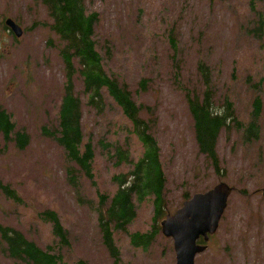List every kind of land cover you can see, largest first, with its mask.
Here are the masks:
<instances>
[{
	"label": "rangeland",
	"instance_id": "rangeland-1",
	"mask_svg": "<svg viewBox=\"0 0 264 264\" xmlns=\"http://www.w3.org/2000/svg\"><path fill=\"white\" fill-rule=\"evenodd\" d=\"M84 6L88 14L98 15L93 40L106 72L126 83L137 104L154 110L152 134L167 179L163 213L172 215L193 194L218 183L233 189L217 232L195 264H264V26L258 30L264 0H84ZM6 19L23 29L20 38L5 27ZM50 24L38 0H0V108L10 115L14 131L28 136V144L18 150L0 135V183L20 198L15 202L0 190V225L59 252L64 264H115L103 244L95 206L97 191L112 195L116 185L111 177L127 168L114 169L98 145L116 138L125 146V132L114 131L130 124L106 94L103 114L88 107L76 77L83 133L96 152L95 185L79 174V201L66 177L67 167L76 166L49 136L58 129L65 81L61 44ZM200 63L210 70L214 106L222 110L230 101L237 122H249L256 92L262 99L257 140L243 142L236 124L220 132L219 174L198 151L185 100L186 90L199 97L205 90ZM143 79L146 91L139 89ZM128 141L136 158L142 148L134 136ZM148 202L138 207L126 232L114 233L116 264H175L172 240L160 233L147 250L129 243L128 232L152 228L153 204ZM48 210L57 213L68 247L59 245L51 224L40 217ZM3 249L0 244V264H20Z\"/></svg>",
	"mask_w": 264,
	"mask_h": 264
},
{
	"label": "trees",
	"instance_id": "trees-1",
	"mask_svg": "<svg viewBox=\"0 0 264 264\" xmlns=\"http://www.w3.org/2000/svg\"><path fill=\"white\" fill-rule=\"evenodd\" d=\"M46 9L51 24L49 28L60 42L59 57L65 70L63 94L58 110V129L49 136L63 149L66 160L76 166L67 167L68 185L81 201V184L79 174L91 182L95 177V145L88 137L85 139L82 125V103L74 94L75 78L81 79L83 92L87 96L86 105L98 115L106 109L105 94L120 109L130 126H119L118 131L126 134V145H120L117 139L99 141L106 160H112V167H125L123 173L115 174L111 180L116 189L111 195L97 191L99 231L103 244L114 263L118 262V249L114 243V233H124L127 226L132 225L137 216V209L147 202L153 204L152 228L147 233L128 232L130 245L135 249L147 250L159 234L158 221L166 214L165 192L166 175L161 163L160 148L152 134L156 117L154 110L145 105L137 104L126 83L106 72L104 58L96 49L93 40L94 27L98 21L96 13L88 14L84 0H38ZM264 20H259L258 30L262 32ZM172 47L176 44L171 40ZM199 72L203 77L204 92L201 97L185 91V100L193 119V129L198 151L211 163L219 174V158L216 144L220 132L236 124L237 132L243 142L250 143L260 136L259 119L262 116V99L256 92L252 103L248 123L236 121L233 105L224 101V109L214 106L213 94L210 88V70L202 63ZM148 81L143 79L139 89L146 91ZM147 118L141 117V114ZM15 126L10 115L0 108V135L6 141H13L18 150L28 144V136L15 132ZM134 136L142 148V153L136 158L130 150L129 138ZM95 185V182H92ZM3 194L15 201L19 197L9 186L0 183ZM148 202V203H149ZM43 221L52 226V234L62 247H68L67 232L60 224L55 211L48 210L40 214ZM0 244L4 245L7 256L20 264H64L59 252L50 248L41 249L34 242L27 240L16 229L0 225Z\"/></svg>",
	"mask_w": 264,
	"mask_h": 264
},
{
	"label": "water",
	"instance_id": "water-1",
	"mask_svg": "<svg viewBox=\"0 0 264 264\" xmlns=\"http://www.w3.org/2000/svg\"><path fill=\"white\" fill-rule=\"evenodd\" d=\"M5 24L16 37L21 36V29L13 21ZM231 192L225 183H219L204 193L194 194L175 214L161 221V234L173 240L176 264H194L195 256L205 251L206 247L196 245V241L200 236L207 241V234L216 232Z\"/></svg>",
	"mask_w": 264,
	"mask_h": 264
}]
</instances>
